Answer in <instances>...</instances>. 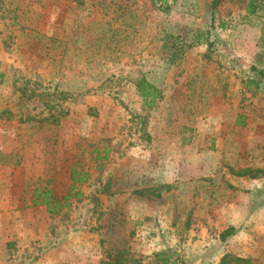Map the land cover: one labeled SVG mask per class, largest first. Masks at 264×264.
<instances>
[{
  "label": "rangeland",
  "instance_id": "1",
  "mask_svg": "<svg viewBox=\"0 0 264 264\" xmlns=\"http://www.w3.org/2000/svg\"><path fill=\"white\" fill-rule=\"evenodd\" d=\"M208 4L0 0V219L16 212L0 231V264H149L160 238L162 263L218 264L231 252L264 264V177L230 173L264 168L261 22L235 0L210 22ZM140 73L162 92L150 111L129 81ZM54 144L90 175L59 215L26 194L47 180ZM139 147L178 178L154 198L116 201L105 182L143 183ZM96 150L104 157L91 159ZM160 207L162 232L134 213Z\"/></svg>",
  "mask_w": 264,
  "mask_h": 264
},
{
  "label": "trees",
  "instance_id": "2",
  "mask_svg": "<svg viewBox=\"0 0 264 264\" xmlns=\"http://www.w3.org/2000/svg\"><path fill=\"white\" fill-rule=\"evenodd\" d=\"M162 3L164 0H160ZM234 1V0H209V4L207 5L208 14L210 15V22H214L216 19L217 11L220 9L222 5L226 2ZM242 2L244 4V10L247 16H254L259 19L261 22V31L262 37L264 38V0H235ZM166 7V6H165ZM219 25L224 26L223 22H219ZM166 58L170 57H180L182 52H165L164 54ZM2 74L0 73V81ZM131 84L134 86L135 91L141 101L143 108L147 111H150L157 107L158 103L162 100V92L157 88L153 83L147 80V78L140 73L136 75V77L131 78L129 80ZM247 82L251 83L252 80H248ZM254 88L257 87V82H254ZM256 90V89H254ZM91 159H101L104 154L101 151H92ZM104 153V152H103ZM230 173L238 176V177H248V178H259L264 177V168L259 167H251L246 166L239 169H230ZM88 173L86 171H81L78 169H73L71 173V184L67 189V193L64 194L61 198H58L55 195L53 190V180L47 178L41 185H38L29 193L28 202L31 206H44L50 215H59L62 214L63 209L68 210L71 204L72 198H77L79 196V192L75 189L76 183H79L83 180H86ZM107 185V184H106ZM106 187V186H105ZM153 190L145 189V190H136L135 194L138 196H143L146 198H154L156 195L153 194ZM30 198V199H29ZM235 231V228L230 226L219 233V238L221 240L226 239L228 236L232 235ZM160 253V252H159ZM158 253H154L153 260L150 261L149 264H166L159 261L162 255H157ZM123 250H120L119 257L122 258L124 256ZM122 260H118L113 264H121ZM237 262H242L243 264H250V258L240 257L231 252H227L221 256L218 264H237ZM141 264V263H139ZM148 264V263H147Z\"/></svg>",
  "mask_w": 264,
  "mask_h": 264
},
{
  "label": "crops",
  "instance_id": "3",
  "mask_svg": "<svg viewBox=\"0 0 264 264\" xmlns=\"http://www.w3.org/2000/svg\"><path fill=\"white\" fill-rule=\"evenodd\" d=\"M245 11V10H244ZM245 14V17L247 16L246 15V12H244ZM254 19L256 17L252 16ZM258 19V18H257ZM230 87V86H229ZM162 102V100H161ZM243 118V117H242ZM236 119V116L235 118ZM55 128H57V124L55 123ZM59 136L55 137L56 138V143H59V139H58ZM146 148V147H145ZM53 150V154L51 155V159H50V163H49V166L47 167L48 171H49V175H48V178L49 179H52L53 180V190L55 192V195L58 197V198H61L64 194L67 193V189L69 187V185L71 184V173H72V170L73 169H78V170H83V171H86L87 168H88V164L87 165H84V161L82 162L80 159H74L73 161H71L70 157H69V149H64L63 147H60L58 144H55L52 146L51 148ZM81 153V152H80ZM134 155L136 156L137 159H141L143 162H144V170H142L141 172V180L143 179V183H141L140 185H135L132 183V181L129 180V182H131L129 184L128 182V186L127 188L125 189H120V190H113L111 189L108 185H106V182L104 184V188L103 190L107 191V194H112L111 195V198L114 196L115 197V200H123L122 197H133L134 201H136V198L135 195V191L136 190H153L154 186L157 185L158 183H163V182H167L169 176L173 175L171 177V179H174L175 177L178 178L177 176V172H175V169L173 168V170L170 172L167 170L166 168V165L160 161V159H156L155 158V155L156 153L153 151V150H150L149 147H147L146 149H141V147H139V150L138 152L134 153ZM33 169V173L36 175V177H39L41 176V173L40 172H34V167H32ZM52 171V172H51ZM144 172V173H143ZM88 176H90L88 174ZM87 176V179L86 180H83L79 183H76V190L79 192V196L82 197V195L84 194V191L86 188H84V186H82V184H87L86 182H88L89 180V177ZM105 186H106V189H105ZM111 189V191H110ZM124 190H127L129 191V193L127 192H124ZM123 191V192H121ZM122 193H127V195H123ZM104 194L101 193V196H103ZM121 195V196H120ZM7 197V196H5ZM30 199V198H29ZM72 200V199H71ZM28 204L30 205V203L28 202ZM38 207H41V206H38ZM15 209V208H14ZM27 211H30V209H27ZM36 211V210H35ZM11 212L13 213H16L14 210H11V211H7L5 213V219L3 222L2 220L0 219V231L3 232V230L5 229V226L8 225L9 221L11 222V219L13 220V215H9L11 214ZM135 212H138L140 214H138L139 216L143 215V216H148L149 219L151 220L149 222V224H151V226H153L155 229L157 230H161V232L163 231L162 230V225H160V221H161V217H163V215H165V208H157V209H151V210H146L144 209L142 212L141 211H134ZM25 213V211H24ZM142 213V214H141ZM3 214H0V217H3L2 216ZM16 216V214L14 215V217ZM37 219V217H35ZM160 218V219H159ZM135 223V221H134ZM136 223H139L138 221ZM147 226L148 224L145 223L143 224V226H141L140 230L141 231H147ZM151 249V253L157 249L155 252L157 251H160V249H164L165 246H168L167 244L163 243V241L161 240V238L157 241H153L151 244H150ZM169 247V246H168ZM145 251V250H143ZM147 258H150V257H147Z\"/></svg>",
  "mask_w": 264,
  "mask_h": 264
}]
</instances>
